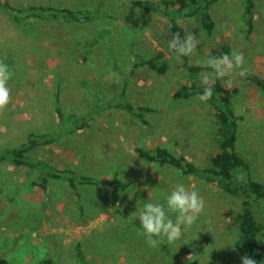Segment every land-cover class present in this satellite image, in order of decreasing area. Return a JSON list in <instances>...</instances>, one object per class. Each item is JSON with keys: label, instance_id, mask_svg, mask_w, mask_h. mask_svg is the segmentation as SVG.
Returning a JSON list of instances; mask_svg holds the SVG:
<instances>
[{"label": "rangeland", "instance_id": "1", "mask_svg": "<svg viewBox=\"0 0 264 264\" xmlns=\"http://www.w3.org/2000/svg\"><path fill=\"white\" fill-rule=\"evenodd\" d=\"M7 1L19 7L88 8L98 15L83 22L33 17L25 24L0 4V61L14 74L8 85L11 102L0 113V145L16 146L32 131L50 132L58 137L38 150L44 161L101 179L117 176L127 185L80 184L77 200L64 179H52L43 192L31 183L35 168L0 164V254L19 264L48 256L55 264H77L74 246L80 241L92 264H168L160 245L150 247L123 211L139 216L145 203H163L183 183L203 197L205 209L180 240L165 243L181 264H241L244 255L233 248L238 200L177 168L140 159L135 148L162 145L198 165L209 163L216 150L211 104L197 95H172L183 83H201L200 74L211 70L188 66L201 65L210 48L227 44L244 54L248 69L246 77H231L241 116L237 148L254 178L264 181V89L251 81L253 75L264 79V0H255L248 37L243 0L212 4L210 34L198 16L176 15L181 35L190 31L199 40L195 56L179 59L168 51L169 16L145 11L132 0ZM156 57L158 67L134 66ZM126 82L128 100L155 107L146 114L148 125L104 104L83 128L61 131L56 91L65 114L88 115Z\"/></svg>", "mask_w": 264, "mask_h": 264}, {"label": "trees", "instance_id": "2", "mask_svg": "<svg viewBox=\"0 0 264 264\" xmlns=\"http://www.w3.org/2000/svg\"><path fill=\"white\" fill-rule=\"evenodd\" d=\"M217 0H132L135 6L145 11H156L170 18V32H180L176 15L198 16L203 28L210 34L214 28V21L211 18L210 9ZM244 1V26L245 36L248 37L254 26L255 0ZM1 6L9 10L17 22L31 24V18H61L66 21L83 22L91 19L98 11L88 8L56 7L44 4H30L19 7L7 0H0ZM231 48L227 44L219 48L213 47L207 53L209 56H220L230 53ZM134 56L137 54L134 52ZM156 58L140 59L134 61V66L150 65L158 67ZM190 71L207 69L202 65L188 66ZM210 70V69H209ZM133 71V70H132ZM251 81L264 89V79L253 75ZM126 85L115 91L107 101H99L98 107L88 115L76 116L74 113L65 114L61 109L59 91L55 93V111L59 119L61 131L65 134L75 132L85 126L100 108L117 106L130 115L137 117L143 124L148 125L146 114L155 111V107L148 104L131 102L126 97ZM213 96L209 102L213 108L212 116L215 129L216 150L211 155L207 165H198L190 160L183 153H175L168 147L156 145L154 147L137 146L135 152L140 159L157 163L160 166L168 165L177 168L181 173L193 176L194 178L216 186L218 189L234 197L239 202V208L234 215V222L238 232L233 248L242 255H248L257 264H264V181L254 178L250 163L238 151L237 140L239 122L241 116L236 112L233 102V95L236 88L225 87L222 80H215L211 85ZM204 86L202 83L190 82L181 84L173 93L175 99H186L191 96L202 94ZM104 104H106L104 106ZM58 135L50 132H29L26 139L16 146L0 145V164L13 163L16 166H28L37 170L36 178L31 182L43 192L49 188L52 179H64L72 189L76 199L79 200L78 186L80 184H117L122 188L126 187L117 176L101 179L87 174H81L72 168L60 169L50 162L44 161L38 150L45 144L56 141ZM124 217L131 219L140 230L139 216L123 211ZM163 254L166 255L168 264H181L173 254L167 243L160 245ZM74 254L77 264H92L88 259L82 242H76ZM0 264H19L0 254ZM30 264H55L52 257L48 256L32 261Z\"/></svg>", "mask_w": 264, "mask_h": 264}, {"label": "clouds", "instance_id": "3", "mask_svg": "<svg viewBox=\"0 0 264 264\" xmlns=\"http://www.w3.org/2000/svg\"><path fill=\"white\" fill-rule=\"evenodd\" d=\"M198 46L196 34L190 31L184 32L183 35L180 32L171 33L168 40V51L174 53L178 59L195 56ZM198 63L211 70L200 74L204 90L202 94H198V98L205 103L213 96L211 85L215 80H223L225 87H231V77L234 74L239 77H246L248 74L244 54L236 50L218 57L209 56ZM13 75L8 65L0 61V113H3L11 102V90L8 85ZM204 209L205 201L196 190L189 189L183 183H177L172 191L164 196L163 203L148 202L143 205L139 214L141 234L152 248H157L165 242L172 245L191 229ZM170 214H174L175 219L171 218ZM241 264L257 262L244 255L241 257Z\"/></svg>", "mask_w": 264, "mask_h": 264}]
</instances>
